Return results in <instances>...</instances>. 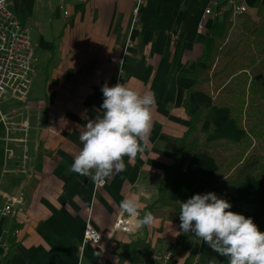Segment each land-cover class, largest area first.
<instances>
[{
  "label": "crops",
  "instance_id": "0c3cea01",
  "mask_svg": "<svg viewBox=\"0 0 264 264\" xmlns=\"http://www.w3.org/2000/svg\"><path fill=\"white\" fill-rule=\"evenodd\" d=\"M34 1L12 0L10 7L23 25L34 14ZM47 1L52 8V0ZM208 1L144 0L143 28L132 32L128 47L132 0H68V16L58 0L53 16L59 24L50 33L31 30L37 56L32 81L38 79L40 85H30L25 100H15L31 110L25 119L30 151L20 175L22 193L16 195L20 203L13 205V216L0 220V236L7 234L0 264H208L212 259L228 264L227 257L197 242L194 234L181 232L180 210L172 207L217 190L226 178L222 163L229 152L205 146L188 152L185 147L195 138L194 132L187 135L194 111L204 110L201 141L230 145L246 134L228 106L215 101L222 85L218 90L212 84L206 91L190 89L194 67L205 66L200 57L212 24L230 11L219 0L223 10L214 8L204 17ZM246 2L249 8L239 23L242 15L258 20L254 0ZM236 28L226 35L228 50L238 35ZM119 67V82L141 93L154 92L157 106L144 152L133 159L125 156V170L95 186L69 168L83 146L80 131L89 120L103 116L101 87L116 84ZM141 186L146 193L141 217L151 212L154 223L129 232L114 230L120 202ZM222 198L231 203L230 211L253 218L264 232V178L240 180ZM86 226L97 233V242H83ZM15 229L18 233L10 236Z\"/></svg>",
  "mask_w": 264,
  "mask_h": 264
},
{
  "label": "clouds",
  "instance_id": "9594fccd",
  "mask_svg": "<svg viewBox=\"0 0 264 264\" xmlns=\"http://www.w3.org/2000/svg\"><path fill=\"white\" fill-rule=\"evenodd\" d=\"M103 116L89 120L80 131L82 148L69 168L105 184L125 170L124 157L135 158L143 153L152 128V113L157 106L155 93L140 92L122 83L101 87ZM141 186L126 196L119 205L120 215H127L133 229L151 226L154 216L141 217ZM232 205L214 192L195 194L180 202V225L183 233H192L197 242L206 243L213 252L228 258V264H264V232L253 218L230 211ZM208 264H217L215 259Z\"/></svg>",
  "mask_w": 264,
  "mask_h": 264
},
{
  "label": "rangeland",
  "instance_id": "374dc122",
  "mask_svg": "<svg viewBox=\"0 0 264 264\" xmlns=\"http://www.w3.org/2000/svg\"><path fill=\"white\" fill-rule=\"evenodd\" d=\"M36 5L33 11V15L25 19V21L29 24L25 25L29 27V30L39 31L41 29H46L47 32H51L57 24H59V19L53 16L55 12L54 5L59 4L58 0H52L53 7H48L47 0H35ZM34 1V3H35ZM201 1V0H199ZM219 1V0H217ZM68 0H66L67 4ZM68 5V4H67ZM41 6V7H40ZM42 10L39 12L37 16V11ZM22 18V19H23ZM141 18V17H140ZM239 17L235 19V23L231 21L230 30L234 27L236 31H238L237 37H235L233 43H230V49L228 50L226 44L223 45L221 51L222 56H218L216 61H220L223 56L227 57L230 51L238 44L240 40V35L242 32L241 24L239 23ZM244 19H242L243 22ZM39 23V24H38ZM234 23V27L232 24ZM239 23V26H237ZM130 26V21H129ZM143 28L142 21L140 20L137 26V29L141 31ZM180 29L179 27L176 29V36L179 34ZM175 36V38H176ZM252 38V37H251ZM227 49V50H226ZM252 54L253 57L250 59V65H248L243 71L246 76L245 81H239L230 88H227L228 91L231 92L233 89L237 91H241L244 93V99L241 103L236 98L230 100L232 105L235 107L234 115L240 120L241 125L246 129V131H250V128L256 126L255 132L248 133V142L247 143H239L236 144L234 147L230 148L233 149L235 153L230 158L225 157L224 162L222 163V171L225 173L226 177L229 175H233L237 166H241L240 161L238 159H243L244 164L247 167H242L240 172L236 175H239L243 172L244 169L252 166L253 164L259 163L263 160L264 156V44L260 46H252ZM218 59V60H217ZM215 61V63H216ZM233 66L230 65L228 72L232 73ZM237 74H242V71H238ZM229 80L224 81L223 83L217 85L215 87L218 90L221 85L225 86ZM35 82V84H34ZM40 80L33 79L31 83V88L34 85L39 87ZM241 83L245 84L243 88ZM33 85V86H32ZM251 86L252 92L248 91V86ZM241 103V104H240ZM0 112L3 114L5 120L8 117L9 122H17L16 125L10 124L9 126L13 129L11 133H7V131L3 128L2 123L0 122V220L6 216H13L11 212L7 215H2L1 210L4 206L6 201H9L11 198L16 197L18 193H22L19 191V186L22 181L20 175L22 174V170L24 169V163L28 159L30 146H29V138H28V127L26 132L18 131L19 123L26 121V117L29 115L31 110L29 106H27L26 102H16L15 100H9L6 102H2L0 104ZM25 117V118H24ZM28 123V122H27ZM29 125V124H28ZM18 138V142H9L6 145V138ZM20 139H23L20 141ZM6 146L8 147L11 152L6 151ZM230 147V146H229ZM19 149L22 151L20 152ZM222 150V149H221ZM226 151H224L225 153ZM227 153V152H226ZM239 153H242L240 156ZM264 164L261 165L263 167ZM264 177V172L262 173ZM18 231L15 229L11 231L10 236L17 234ZM6 233L3 234V237L0 236V248L3 247L5 244ZM7 246V245H5Z\"/></svg>",
  "mask_w": 264,
  "mask_h": 264
},
{
  "label": "trees",
  "instance_id": "16d2710c",
  "mask_svg": "<svg viewBox=\"0 0 264 264\" xmlns=\"http://www.w3.org/2000/svg\"><path fill=\"white\" fill-rule=\"evenodd\" d=\"M253 3L254 6L257 7L258 20H253L248 15H242L244 20L240 23L242 32L238 44L230 51L227 57L223 56V58L218 62L216 61V58H218V56H222L221 49L231 26V21L229 20L231 11L226 12L222 20L216 19L214 21L210 28V33L205 41L203 53L200 57V60L205 64V66L201 67L196 65L194 67L195 80L190 87V89L194 88L206 91L210 84L216 87L224 81L229 80L228 83L218 91L215 101L219 105L228 106L230 115L234 118L238 125H241V122L235 116L236 114L234 115L235 107L232 105L230 100L236 98V100H239L242 103L244 99V93L233 89L230 96V91H228L227 88L229 86L231 88L239 80H242V82L245 81L244 78H246V76L243 70L251 64L250 59L253 57L252 46H260L264 44V3L261 0H254ZM230 65L233 66L234 71L232 73L228 72ZM238 71H242V74H237ZM241 86L244 88L245 84L241 83ZM248 91L252 92L250 85L248 86ZM203 111V109H198L191 114V123L187 135L190 132H194L195 138L191 143H187L185 145L188 152L197 146L209 147L212 150L220 147L223 151L229 152L230 155H228V158H231L235 152L230 148L239 143H247L248 133L250 134V132H255L256 126H253L250 128V131H246V134L242 137L240 142L235 143L230 140V145H221L216 143L214 140L201 141L198 134V128L202 121ZM239 154L240 156L242 155V153ZM243 159H238L241 166H237L234 174L226 177L221 182L218 189L213 191L218 197H224V191L229 189L231 190L236 182L240 180H247L250 178H264L262 176V173L264 172V166L261 167V165L264 164V158L259 163L253 164L247 169H244L239 175H236L238 172H240L242 167H247L246 164L243 166ZM218 174H220L219 169ZM164 197L165 196L162 194L161 200H165ZM172 207L180 210V204H173Z\"/></svg>",
  "mask_w": 264,
  "mask_h": 264
},
{
  "label": "built area",
  "instance_id": "2783aa9c",
  "mask_svg": "<svg viewBox=\"0 0 264 264\" xmlns=\"http://www.w3.org/2000/svg\"><path fill=\"white\" fill-rule=\"evenodd\" d=\"M80 4L87 3L89 0H76ZM144 0H132L130 7V26L125 38V47L132 44L131 35L137 29L140 21V10ZM225 7L231 11L230 21L235 23V19L248 10L246 0H222ZM12 0H0V104L9 100L23 101L26 98L28 89L30 88L35 70L34 65L37 61V56L34 52V47L30 39L29 27L23 25L17 15L11 9ZM64 16L69 15L67 4L61 0L59 5ZM214 8L222 11V5L217 0H209L204 8V17L214 13ZM232 24V26L234 25ZM239 25V24H238ZM203 21L198 24V29H203ZM121 68L117 70V81L121 76ZM8 120V117L6 118ZM3 114L0 112V122L7 133L12 130L9 125H16L17 122L6 121ZM18 124V123H17ZM18 131L26 132L29 125L27 121L19 123ZM18 138H6V145L9 142H18ZM23 139H20V141ZM8 146V145H7ZM6 146V151L11 152ZM101 184H95L98 186ZM103 185V184H102ZM21 197H13L6 201L2 207L1 214L7 215L13 212V205L20 203ZM114 230L126 232V225L123 224L120 215L114 221ZM99 236L91 226H86L83 234V242H97ZM170 254L164 255L168 259Z\"/></svg>",
  "mask_w": 264,
  "mask_h": 264
},
{
  "label": "bare ground",
  "instance_id": "6f19581e",
  "mask_svg": "<svg viewBox=\"0 0 264 264\" xmlns=\"http://www.w3.org/2000/svg\"><path fill=\"white\" fill-rule=\"evenodd\" d=\"M233 27H234V26H233ZM120 217H121V216H120ZM121 219H122L123 224L126 225V229H127L126 232L131 231V224H130V221L128 220V218H123V217H121Z\"/></svg>",
  "mask_w": 264,
  "mask_h": 264
}]
</instances>
